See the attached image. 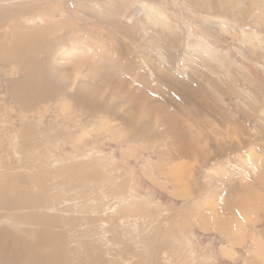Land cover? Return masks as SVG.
<instances>
[{
	"label": "rangeland",
	"instance_id": "rangeland-1",
	"mask_svg": "<svg viewBox=\"0 0 264 264\" xmlns=\"http://www.w3.org/2000/svg\"><path fill=\"white\" fill-rule=\"evenodd\" d=\"M46 255L264 264V0H0V261Z\"/></svg>",
	"mask_w": 264,
	"mask_h": 264
},
{
	"label": "bare ground",
	"instance_id": "bare-ground-1",
	"mask_svg": "<svg viewBox=\"0 0 264 264\" xmlns=\"http://www.w3.org/2000/svg\"><path fill=\"white\" fill-rule=\"evenodd\" d=\"M6 233V232H5ZM20 240V239H19ZM27 244V243H26ZM22 246V243H20V244H11V246L9 245V247H11V250H13V251H22V252H25L26 250H28V246H23V247H25L26 248V250H24L23 249V247H21ZM30 249V248H29ZM13 251H9V253H8V255H9V258L13 261ZM27 252L28 251H26V255H27ZM8 258V260H10ZM44 258V262H42V258H40L39 260L42 262V264H52L51 263V260L49 259L50 257H49V255H46V257H43ZM10 260V261H11ZM34 261V263L36 264L37 263V260L36 259H34L33 260ZM0 264H8V262H7V260H6V263H4L3 261H0Z\"/></svg>",
	"mask_w": 264,
	"mask_h": 264
}]
</instances>
